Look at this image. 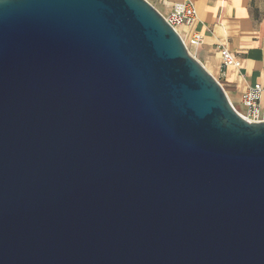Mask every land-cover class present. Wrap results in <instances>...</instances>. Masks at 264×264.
<instances>
[{
    "label": "water",
    "instance_id": "95a60500",
    "mask_svg": "<svg viewBox=\"0 0 264 264\" xmlns=\"http://www.w3.org/2000/svg\"><path fill=\"white\" fill-rule=\"evenodd\" d=\"M0 264H264V121L148 0H0Z\"/></svg>",
    "mask_w": 264,
    "mask_h": 264
},
{
    "label": "crops",
    "instance_id": "0c3cea01",
    "mask_svg": "<svg viewBox=\"0 0 264 264\" xmlns=\"http://www.w3.org/2000/svg\"><path fill=\"white\" fill-rule=\"evenodd\" d=\"M169 14L178 2L192 3L197 17L180 30L186 38L194 32L203 41L192 47L195 57L215 76L229 99L243 109L242 94L264 82V0H148ZM224 46L241 60L240 66L223 65Z\"/></svg>",
    "mask_w": 264,
    "mask_h": 264
},
{
    "label": "built area",
    "instance_id": "2783aa9c",
    "mask_svg": "<svg viewBox=\"0 0 264 264\" xmlns=\"http://www.w3.org/2000/svg\"><path fill=\"white\" fill-rule=\"evenodd\" d=\"M166 20L178 31L183 38L188 50L195 56L190 47L197 46L203 41V36L194 32L190 38H186L180 30L183 25H192L197 17V9L192 3L178 2L174 4L172 11L165 15ZM223 65L240 66L241 60L234 56L228 48H220ZM242 103L244 108H238L231 100L237 112L251 122L264 121V82L256 83L250 86L242 94Z\"/></svg>",
    "mask_w": 264,
    "mask_h": 264
},
{
    "label": "rangeland",
    "instance_id": "374dc122",
    "mask_svg": "<svg viewBox=\"0 0 264 264\" xmlns=\"http://www.w3.org/2000/svg\"><path fill=\"white\" fill-rule=\"evenodd\" d=\"M190 49H192V48L190 47ZM216 79H218V78L216 77Z\"/></svg>",
    "mask_w": 264,
    "mask_h": 264
}]
</instances>
